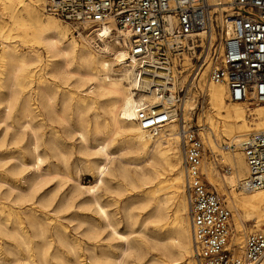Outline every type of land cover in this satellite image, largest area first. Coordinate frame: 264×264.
<instances>
[{"label": "bare ground", "instance_id": "obj_1", "mask_svg": "<svg viewBox=\"0 0 264 264\" xmlns=\"http://www.w3.org/2000/svg\"><path fill=\"white\" fill-rule=\"evenodd\" d=\"M44 2L0 0V124L6 127V133L0 140L1 193L4 185L8 187L4 192L8 197L17 191L11 197L12 202L18 205L35 198V191L24 193L18 180L23 166L31 164L42 173V165L52 163V152L57 150L64 157L62 137L54 126L55 122L64 123L86 145L90 143L88 131L91 129L101 139L91 147L92 154L103 157L96 166V187L105 183L107 176L130 180L134 188L143 191V208L153 204L149 218L158 223L160 234L166 232L167 237L162 240L167 241L162 244L163 259L160 263L195 264L190 259L193 255L191 223L187 215L178 118H173L156 133L142 129L136 121L138 107L146 103L156 106L162 95L152 88L146 91L144 82L137 78V63L128 60V49L120 33L113 32V38H109L112 25L87 33L74 27L78 32L74 34L82 37L79 40L70 35L63 19L44 15L45 11L38 8ZM186 62L190 64L188 57ZM198 75L196 89L207 92L211 109L206 113L209 124L203 125V129L208 127L211 134H205L204 142L212 153L217 146L220 147V159L227 165L221 182L217 178L212 155L205 153L202 171L212 184H224L230 188L226 198L233 210L235 226L241 232L235 241L242 244L246 221L253 220V227L264 231L259 229L264 222V188L248 190L241 187L248 175V165L243 151L238 150L251 132L264 131V103L251 108L248 101L227 102V88L223 83L210 79L209 65ZM178 78L181 79V75H175L174 86H170L172 91L180 82L186 81L187 75L179 83ZM196 89L190 87L188 94L191 96L197 92ZM190 96L183 102L186 122L196 106V97ZM72 101L78 112L75 124L65 110ZM247 108L251 110L249 113ZM90 110H93V116L89 119L87 113ZM10 129H14L13 135L8 138ZM28 135L30 139L24 142ZM218 137L229 140L226 147H232L231 151L221 148ZM112 143L131 154L126 161L133 164L134 169L126 164L117 168L111 166L113 157L109 149ZM11 161L21 166L12 163L6 168ZM42 174L51 176L55 173L47 168ZM96 187L87 189L91 196L85 204L94 207L106 227L111 228L112 236L121 241L122 248L117 255L114 251L103 250L99 254L92 244L90 259L96 261L104 255L113 264H128L126 257L140 245L131 236L137 230L130 233L118 230ZM145 187L147 189H143ZM237 188L242 189L238 191ZM36 201L41 208L47 209L53 205L54 196L43 194ZM127 216L132 224L139 221V217L130 212ZM55 218L58 215L52 217L37 207L20 211L10 206L7 212L1 207L0 240L3 239L4 243H0V264H85L82 262V250L78 248L79 239ZM99 225H91V237H95V228ZM48 227L52 228L51 235L47 234ZM39 237L42 239L38 240ZM54 241L57 245H53ZM30 243L35 247L21 249V244ZM63 245L74 253L73 260L67 258L61 249ZM51 257L59 263L53 262Z\"/></svg>", "mask_w": 264, "mask_h": 264}, {"label": "built area", "instance_id": "obj_2", "mask_svg": "<svg viewBox=\"0 0 264 264\" xmlns=\"http://www.w3.org/2000/svg\"><path fill=\"white\" fill-rule=\"evenodd\" d=\"M43 9L88 32L112 25L109 38L120 33L137 78L162 95L156 106L138 107L142 129L156 133L178 118L197 264H263L264 231L249 232L240 252L229 246L232 211L202 171L201 128L185 121L183 102L209 65L210 79L227 88L226 100L264 103V0H46ZM175 75L177 83L187 78L172 91ZM241 150L248 165L241 187L264 188V131L252 132Z\"/></svg>", "mask_w": 264, "mask_h": 264}, {"label": "rangeland", "instance_id": "obj_3", "mask_svg": "<svg viewBox=\"0 0 264 264\" xmlns=\"http://www.w3.org/2000/svg\"><path fill=\"white\" fill-rule=\"evenodd\" d=\"M44 3L38 6V8L42 12L44 11L43 9ZM47 14L49 13L47 12L44 13V15L50 16ZM66 24L68 26L70 35L73 34L74 36H76L75 34H78V32L74 31L75 25L70 24L68 22ZM78 29L83 33L88 32V30H84L82 28H78ZM76 38L80 40L82 37L76 36ZM70 82H73V79H71ZM196 91L197 92H193V93L191 91L192 93L191 96L196 97V101H195L196 109L194 113H190L187 119L193 125L200 126L201 128L200 132L203 137V141H205L206 140L204 139L205 134L206 133L211 134L210 129L208 127L207 129H203V125L208 126L209 124L206 113L210 109V105L208 103L207 92L204 90L203 93V91H201V89H199L198 87ZM191 96L190 98H192ZM60 97L61 94L59 95L58 100L60 99ZM58 102L60 105L61 99ZM227 102H231V101H227ZM262 104L263 103H261V105ZM259 105L260 104H254V105L250 104L249 106L251 108H254ZM74 107L75 106L72 101L69 102L68 107H66L65 109L66 113L71 117V121L73 124H75L78 119V112L75 110ZM250 111L251 110L247 108V112L249 113ZM92 116H93V110H90L87 113V118L90 119ZM54 126L57 128V131L60 133L62 137V149L63 151L65 150L64 151L65 155L64 157H62L57 150L52 152V154L54 153L55 155V156L53 155L51 158L52 163L50 164L49 162H45L42 165V167L44 168L42 173L45 172L47 168H49L55 174L51 176L43 175L40 171L36 170L31 164L23 166L22 176L18 180V183L20 187H22L25 190L24 193L35 191L36 193L35 198L32 201L31 200L26 201L21 205L14 204L12 202L13 200L12 197L15 196L17 191L13 192L14 194L11 195L12 197L11 196L8 197L6 195L7 193H4L6 192L8 187L4 185L2 187V193L0 191V202H1L0 208L1 207L4 208V211L7 212L10 206L19 209L20 211H26L31 209L32 207H37L38 209H40V211H45L47 214L51 215L52 217H56V215H58V218H55L57 223H63L64 225H66L67 231L72 236H75L79 239L78 248L82 250V259H83L82 262H84L85 264H113L111 261H108V259L104 255H101L99 258H97L96 261H93L92 259H90V252H89V248L92 246V244L94 245V247H96V251H98L99 254L101 253V250H103L106 252L114 251L115 255H117L122 248L121 241L112 236L111 228L108 226L106 227L104 222L100 219L99 215L96 213L94 207L85 204L86 201L91 196L90 192H88L87 189L90 187L95 188L96 184L98 183L96 166L98 163H100L103 160V157L92 154L91 147H94L97 143L101 142L100 136L95 135L94 132L90 129L88 131V142L90 143L86 145V143L82 142L80 136L77 133L70 131L64 123L55 122ZM13 130L14 129H10L8 131V136H7L8 138H11V136L13 135ZM177 131H178V123H177ZM5 133H6L5 124H0V140L5 135ZM29 139H30L29 135L25 136L24 142H26ZM228 141L229 140L225 141V137H223V139L219 137L217 138V142L221 145V148L225 151H229L230 148H232V147L230 148L226 147L227 145L226 143ZM204 145L206 149L205 152L206 155H212V159L216 163L215 166L218 171L217 178L221 182H223L222 175L226 173L227 165L220 159V155H219L220 147L217 146L215 148L216 150L215 153H212L211 149L208 146H206V142H204ZM179 149L182 156L181 140H179ZM238 150H241V148ZM109 151L111 157H113V163L111 165L113 168L119 167L120 164H126L130 168L134 169V165L129 164L126 161L127 158L131 157V154L126 153L125 150H120L116 143L111 144ZM12 163L16 164L18 167L21 166L18 162L11 161L6 165V168L11 166ZM182 167H183V156H182ZM67 175L69 177H67ZM205 177L207 179V182L211 186L215 187L216 190L221 195H223L224 199L226 200L225 202L227 206L232 211V219H231L232 238L230 239V245L234 247L237 252L238 251L240 252V250L244 247V246L243 247L240 246L244 244V240L247 234L251 231H257L256 229H258V227H253L254 224L253 220L246 221L244 227L245 233L243 235V242L242 244L237 243L235 241V238L238 237L241 234V232H239V229L235 226L233 210L226 198L230 188L226 187L224 184H221L219 186L214 185L208 180L206 175ZM74 179H76L78 182L76 180L74 181ZM185 188L186 185H184V189ZM143 189H147V187ZM241 189L242 188H239L238 191H240ZM97 193L101 196L102 201L106 203V208L109 211L113 221L117 223L116 227L118 228V230L124 233H130L133 230H137L134 233H132L131 236L132 238L134 237L135 238L134 241L139 242L140 245H138L137 249L135 248L131 252V254L128 257H126L128 264H162L160 263L161 260L163 259L162 244L167 241L165 239L164 240L162 239L166 238L167 235L166 232L160 234V231L157 229L158 223H156V221H154L153 218H149V213L151 212V207L153 204L150 203L149 206L143 208L144 204L143 202H141L143 191H141L140 188H134L131 185L130 180H124L122 177L114 178L111 176H107L106 182L98 186ZM43 194L54 196L53 205L47 209L41 208L39 206V203L36 201ZM128 212L132 213L134 216H137V218L139 217V221H137L135 224H132V221H130L127 216ZM187 215H188V203H187ZM143 220L145 221L142 223ZM92 224H100L98 227L96 226L95 228L96 231L94 235L95 237H91L89 233ZM261 225L259 226V229L260 228L264 229V222H261ZM140 231L141 233H139ZM51 233H52V228L48 227L47 234L51 235ZM40 239L42 238L39 237L38 240ZM0 243L1 244L4 243L3 239L0 240ZM34 245H35L34 243H30L29 245L21 244L20 247L21 249L25 250L27 246H29V248H34L35 247ZM53 245H57V241L56 242L54 241ZM52 248L53 246L50 248V251H52ZM61 249L65 251L68 259L73 260L75 258L74 253L71 252L66 245H63ZM190 259L191 260L193 259L192 262L195 261V264H197L194 255L190 256ZM51 260L55 263H59L57 259H52V257Z\"/></svg>", "mask_w": 264, "mask_h": 264}]
</instances>
